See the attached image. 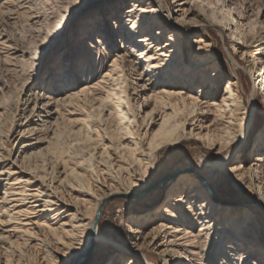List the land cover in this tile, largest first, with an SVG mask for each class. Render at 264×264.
I'll return each mask as SVG.
<instances>
[{"label": "bare ground", "instance_id": "obj_1", "mask_svg": "<svg viewBox=\"0 0 264 264\" xmlns=\"http://www.w3.org/2000/svg\"><path fill=\"white\" fill-rule=\"evenodd\" d=\"M32 1L7 0L4 4L21 9ZM128 1L121 2V8L129 5L121 19H117V10L115 20L99 14L101 23L108 22L121 38L124 49L114 55L107 84L69 95L93 98L106 119L93 120L90 111L97 108L87 109L81 127L70 134L77 137L85 127L89 137L83 142L74 138L64 145L57 132L63 120L60 108L67 99L41 91L35 94L34 108L21 125L26 128L19 154L15 156L14 148L3 153L0 142V182L4 186L0 264H29L35 253L40 264H72L83 259L93 243H108L99 223L104 202L118 194H133L147 181L159 152L184 140L202 142L217 160L202 158L201 164L225 171L241 190L255 192L257 203L222 205L201 173L177 174L164 189L160 212L149 211L130 223L131 246L121 248L110 264H228L226 260L232 257L235 264H264V154L258 152L245 166L238 148L231 150L251 130L254 103L251 108L245 106L235 75H229L221 87L218 71L207 73L214 62L211 44L197 48L192 56L184 53L182 27L193 15L205 19L206 29L213 26L210 15L215 0ZM169 1L175 5L179 26L168 27L163 21V12L172 17ZM88 2L91 5L95 0ZM234 4L230 0L225 10L232 13ZM242 18L243 22L238 16L226 21L225 31L239 53L250 58L251 81L264 91V58L252 49L264 44V32L239 34L242 24L252 20ZM262 23L257 21L256 27L263 28ZM100 39L96 41L102 43ZM2 40L0 34V45ZM73 75L72 70L63 75L62 89L72 86ZM195 86L197 95L188 93ZM206 87L212 98L205 97ZM150 90L153 95H147ZM96 92L103 97L96 98ZM42 132L49 134L47 146L34 150L32 140ZM262 147L261 143L258 150ZM160 215L165 220H158ZM214 249L221 263L210 260L212 254L207 251ZM151 254L158 262L150 259Z\"/></svg>", "mask_w": 264, "mask_h": 264}, {"label": "rangeland", "instance_id": "obj_2", "mask_svg": "<svg viewBox=\"0 0 264 264\" xmlns=\"http://www.w3.org/2000/svg\"><path fill=\"white\" fill-rule=\"evenodd\" d=\"M6 1L0 0V34L4 42L0 45V105L2 106L0 142L3 153L8 154L14 148L15 156L19 154L21 133L26 128L21 125L26 122L34 108L35 94L41 91L53 94L54 97L56 95L57 98L67 99L60 108L63 120L57 132L58 140L64 145L69 144L74 138L78 142L85 141L89 137L85 127L77 137L71 136L70 133L81 127L82 121L86 119L87 109L92 106L97 108L99 105H96L93 98L89 99L81 95L71 98L69 95L85 87L90 89L105 87L108 79L106 73L113 63L114 55L116 52H124V49L121 48V38L111 31L108 22L104 25L101 23L99 14L103 12L107 14L108 20H115L113 16L114 11L117 10V19H121L129 5L126 4L121 8L123 0H95L91 5L88 4V0H33L31 4H25V8L20 9L17 6L4 4ZM234 1V8H230L231 13L225 10L230 0H215L212 8L214 13L210 15L213 26L210 28L204 27L203 17L193 15L191 22L186 23L182 29L186 44L184 53L192 56L197 48L211 44L214 62L211 64L212 67H208L207 73L213 75L218 71L221 87L230 77L229 75H235L245 106L251 108L252 102L254 103L251 130L244 141L235 143L231 148V150L238 148L240 163L246 166L253 162L258 152L262 151L264 154V140L261 142L264 138V91L251 81L250 58L239 53L234 40L229 37L224 26L232 17L238 16L242 22V17H247L252 20L242 24L239 34L255 36L264 32V0ZM169 6L172 17L167 12H163V21L168 27H173L179 15L175 13L173 2L169 1ZM167 7L168 4H165V10ZM255 21L263 22V28L258 29ZM119 23H122V20ZM98 39L102 40V43H98L96 41ZM256 45L258 44L254 46ZM252 49L257 53V57L264 58L263 43ZM184 63L187 64L188 60ZM69 70L75 73L72 86L69 89H62L63 75ZM137 74L134 72L135 77H138ZM195 76L196 74L190 79ZM215 80H212V83H215ZM196 89L195 86V91L188 93L197 95ZM153 91H148L147 95H153ZM204 91H206L205 97L212 98L209 87ZM96 93L99 94L96 98L103 97L100 92ZM222 94L220 93V96ZM90 113L93 120L106 119L102 116L101 109L97 108ZM48 135L42 132L34 137L37 139L32 140L35 144L34 150L47 146ZM261 143L262 150H258ZM202 158L217 160L216 155L197 140H184L162 149L145 184L136 188L129 198L118 194L104 202L99 221L100 233L110 241L93 243L86 256L73 261L72 264H110L121 248H129L132 240L128 226L144 213L160 212L159 207L165 199L164 189L177 174L186 172L197 175L196 171L201 173L222 205L238 207L257 203L258 195L255 192L241 190L225 171L204 167L200 162ZM3 191L4 186L0 182V198ZM158 220H165V217L160 215ZM171 226H181V223H171ZM198 226L196 223L192 231L197 232ZM207 253L212 254L210 255L212 262L221 263L216 256L217 253L215 255V249ZM38 256L36 253L33 254L29 264H40V256ZM150 259L158 262L155 254H151ZM232 260L233 257L226 261L228 264H235Z\"/></svg>", "mask_w": 264, "mask_h": 264}, {"label": "water", "instance_id": "obj_3", "mask_svg": "<svg viewBox=\"0 0 264 264\" xmlns=\"http://www.w3.org/2000/svg\"><path fill=\"white\" fill-rule=\"evenodd\" d=\"M122 196L129 198V195H122ZM101 208H102V206L100 207V209H101ZM98 217H99V213H98ZM93 245H94V244H93Z\"/></svg>", "mask_w": 264, "mask_h": 264}]
</instances>
